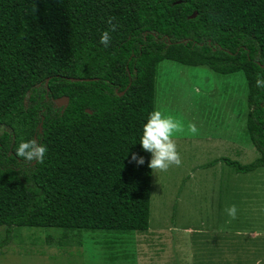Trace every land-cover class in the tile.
<instances>
[{
  "label": "trees",
  "instance_id": "1",
  "mask_svg": "<svg viewBox=\"0 0 264 264\" xmlns=\"http://www.w3.org/2000/svg\"><path fill=\"white\" fill-rule=\"evenodd\" d=\"M163 60L242 73L257 156L209 165L264 168V0H0V249L13 227L147 230L151 154L140 140ZM28 140L47 147L42 164L16 156Z\"/></svg>",
  "mask_w": 264,
  "mask_h": 264
},
{
  "label": "rangeland",
  "instance_id": "2",
  "mask_svg": "<svg viewBox=\"0 0 264 264\" xmlns=\"http://www.w3.org/2000/svg\"><path fill=\"white\" fill-rule=\"evenodd\" d=\"M245 97L241 72L159 62L154 109L199 131L175 137L180 167L150 171L147 230L13 227L0 264H264V168L236 174L222 163L209 165L218 158L247 164L257 156L244 129ZM231 205L236 219L225 211Z\"/></svg>",
  "mask_w": 264,
  "mask_h": 264
},
{
  "label": "clouds",
  "instance_id": "3",
  "mask_svg": "<svg viewBox=\"0 0 264 264\" xmlns=\"http://www.w3.org/2000/svg\"><path fill=\"white\" fill-rule=\"evenodd\" d=\"M115 17H109L107 23L109 29L105 30L100 39V43L105 47L110 46L112 33L117 30L114 23ZM256 86L264 88V78L257 77ZM198 128L194 123L187 126L183 121L174 118L171 115H165L161 110H153L147 119L143 128V135L140 140L142 149L151 154V160L148 167L153 173H166L175 166L182 165V158L178 151L175 137L180 134H198ZM47 147L38 143L36 140L21 142L16 149V156L25 162V166L30 167L34 163L42 164L47 154ZM132 161L138 166L143 165L145 160L137 154L132 155ZM231 219H236L237 208L235 205L225 209Z\"/></svg>",
  "mask_w": 264,
  "mask_h": 264
},
{
  "label": "water",
  "instance_id": "4",
  "mask_svg": "<svg viewBox=\"0 0 264 264\" xmlns=\"http://www.w3.org/2000/svg\"><path fill=\"white\" fill-rule=\"evenodd\" d=\"M47 81V80H46ZM122 94V93H120ZM119 94V95H120ZM67 98L66 97H60V98H57V99H54L52 102L53 104L56 106V107H63L65 108V106L67 105Z\"/></svg>",
  "mask_w": 264,
  "mask_h": 264
},
{
  "label": "flooded vegetation",
  "instance_id": "5",
  "mask_svg": "<svg viewBox=\"0 0 264 264\" xmlns=\"http://www.w3.org/2000/svg\"><path fill=\"white\" fill-rule=\"evenodd\" d=\"M39 127V126H38Z\"/></svg>",
  "mask_w": 264,
  "mask_h": 264
}]
</instances>
